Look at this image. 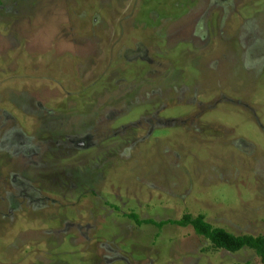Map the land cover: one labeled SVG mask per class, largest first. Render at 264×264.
<instances>
[{"label":"rangeland","instance_id":"1","mask_svg":"<svg viewBox=\"0 0 264 264\" xmlns=\"http://www.w3.org/2000/svg\"><path fill=\"white\" fill-rule=\"evenodd\" d=\"M264 0H0V264H264Z\"/></svg>","mask_w":264,"mask_h":264},{"label":"trees","instance_id":"2","mask_svg":"<svg viewBox=\"0 0 264 264\" xmlns=\"http://www.w3.org/2000/svg\"><path fill=\"white\" fill-rule=\"evenodd\" d=\"M127 215L137 225L152 224L161 227L166 223H171L181 227L191 226L197 235L207 239L215 249H225L226 251L234 252L247 247L252 249L258 257L264 260L263 235L233 234L224 228L212 226L201 214L195 216L183 214L179 219L161 221L139 219L133 212Z\"/></svg>","mask_w":264,"mask_h":264}]
</instances>
